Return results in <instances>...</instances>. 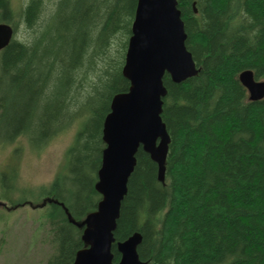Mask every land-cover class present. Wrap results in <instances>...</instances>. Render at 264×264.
Masks as SVG:
<instances>
[{"label": "trees", "instance_id": "trees-1", "mask_svg": "<svg viewBox=\"0 0 264 264\" xmlns=\"http://www.w3.org/2000/svg\"><path fill=\"white\" fill-rule=\"evenodd\" d=\"M47 3L28 0L20 13L28 36L20 40L11 0H0V23L14 29L0 51V127L5 121L11 142L26 137L44 148L84 118L43 206L56 246L47 264H73L86 247L79 224L102 199L95 186L104 122L113 97L130 88L123 68L138 0H56L46 17ZM178 7L200 71L179 84L164 78L165 181L140 148L116 242L140 233L148 264H264V99L250 101L239 80L245 70L264 80V0H178ZM85 70L98 80L80 100ZM12 170L3 174L11 189ZM113 254L118 263L116 244Z\"/></svg>", "mask_w": 264, "mask_h": 264}, {"label": "water", "instance_id": "water-1", "mask_svg": "<svg viewBox=\"0 0 264 264\" xmlns=\"http://www.w3.org/2000/svg\"><path fill=\"white\" fill-rule=\"evenodd\" d=\"M13 37L12 25L0 23V51L10 45ZM186 41L178 0H138L123 68L130 88L113 97L104 122L106 147L95 186L102 199L79 224L84 228L82 240L86 247L76 253L73 264H148L138 253L140 233L116 242L115 232L140 148L158 164L159 179L165 181L171 137L162 119L163 100L168 94L164 78L168 74L179 84L200 71ZM239 80L250 101L264 99V80L257 79L254 71L241 72ZM115 244L121 254L118 263L113 254Z\"/></svg>", "mask_w": 264, "mask_h": 264}, {"label": "rangeland", "instance_id": "rangeland-1", "mask_svg": "<svg viewBox=\"0 0 264 264\" xmlns=\"http://www.w3.org/2000/svg\"><path fill=\"white\" fill-rule=\"evenodd\" d=\"M47 1L46 17L56 0ZM27 2L28 0H11L17 13L14 21L18 24L16 37L20 40H27L28 36V30L20 17ZM87 66L89 68V64ZM95 74V71L85 70L80 75V100H84L93 90L98 80ZM5 120L8 126L9 111ZM83 121L84 118L78 119L74 125L65 128L61 135L49 141L44 148L30 146L26 137H19L11 142V131L5 128V121L3 128L0 127V202L8 204V207L0 209V264H47L55 252L53 234L43 216L46 191L58 173L65 169L67 151L74 144ZM13 126L16 127L15 121ZM15 167L18 175L11 189V178H3L2 173L8 168L9 174H13L12 169Z\"/></svg>", "mask_w": 264, "mask_h": 264}, {"label": "flooded vegetation", "instance_id": "flooded-vegetation-1", "mask_svg": "<svg viewBox=\"0 0 264 264\" xmlns=\"http://www.w3.org/2000/svg\"><path fill=\"white\" fill-rule=\"evenodd\" d=\"M5 173H8V168L2 173V177H3V174H5ZM16 182V179H15V181H14V183ZM50 203H52V201L50 200V199H47L46 201H45V203H44V206H46V205H48V204H50ZM0 209H3V208H6V207H8V204H7V202H4V201H2V202H0Z\"/></svg>", "mask_w": 264, "mask_h": 264}, {"label": "bare ground", "instance_id": "bare-ground-1", "mask_svg": "<svg viewBox=\"0 0 264 264\" xmlns=\"http://www.w3.org/2000/svg\"><path fill=\"white\" fill-rule=\"evenodd\" d=\"M137 233V232H136Z\"/></svg>", "mask_w": 264, "mask_h": 264}]
</instances>
